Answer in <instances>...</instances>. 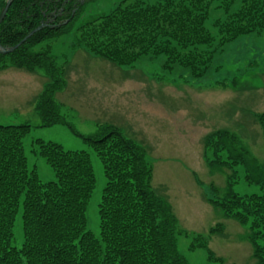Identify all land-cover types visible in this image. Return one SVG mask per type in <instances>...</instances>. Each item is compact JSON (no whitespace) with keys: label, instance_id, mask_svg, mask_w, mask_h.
Masks as SVG:
<instances>
[{"label":"trees","instance_id":"obj_1","mask_svg":"<svg viewBox=\"0 0 264 264\" xmlns=\"http://www.w3.org/2000/svg\"><path fill=\"white\" fill-rule=\"evenodd\" d=\"M7 0H0V13ZM41 0H13L0 23V43L12 46L40 24ZM28 7L27 11L25 9ZM220 16L207 22L212 13ZM264 29V0H121L107 13L81 8L69 23L43 27L8 53L0 52V70L15 67L42 72L46 81L36 110L42 126L67 124L56 93L66 87L65 69L55 52L71 37L73 49L85 48L119 65L165 56L163 67L185 68L193 78L212 68L215 55L237 38ZM264 137V110L255 114ZM89 140L103 163L106 185L99 203L100 236L87 229V209L96 186L91 155L36 139L34 153L45 157L56 179L43 182L30 169L24 139L29 123L0 124V264H192L180 251L181 229L171 203L152 185L153 165L147 148L117 126ZM204 158L211 168L242 165L244 179L261 192L234 190L235 170L225 187L212 184L206 201L245 229L254 264H264V163L241 136L219 128L204 138ZM21 211L24 240L13 245ZM223 223L196 234L189 249L206 248L212 264H228L209 247L212 235L224 234Z\"/></svg>","mask_w":264,"mask_h":264},{"label":"rangeland","instance_id":"obj_2","mask_svg":"<svg viewBox=\"0 0 264 264\" xmlns=\"http://www.w3.org/2000/svg\"><path fill=\"white\" fill-rule=\"evenodd\" d=\"M121 0H94L86 6L92 14L107 13ZM220 16L214 11L207 24ZM59 42L55 52L64 66L66 87L56 93L62 114L73 125L42 126L36 110L38 94L46 78L9 67L0 70V124L29 123L24 139L29 168L43 182L56 175L45 157L34 153L36 139L54 141L66 149L90 153L96 186L87 209V229L100 236L99 203L106 185L104 166L91 142L84 136L100 137L114 125L125 136L147 148L153 165L152 185L173 206L181 229L180 251L192 264H212L206 248L189 249L198 233L208 234L223 223L224 234L211 236L209 247L228 264H254L252 246L244 240L245 229L227 218L205 199L209 187H225L235 170L234 190L241 194L261 192L244 179L242 165L211 168L204 156V138L213 130L227 128L238 133L245 145L264 163V137L255 114L264 110V29L243 35L215 55L207 75L193 78L185 68L166 70L165 56L145 57L133 66L119 65L85 48L73 49L71 37ZM24 240L21 211L14 225L13 245Z\"/></svg>","mask_w":264,"mask_h":264},{"label":"flooded vegetation","instance_id":"obj_3","mask_svg":"<svg viewBox=\"0 0 264 264\" xmlns=\"http://www.w3.org/2000/svg\"><path fill=\"white\" fill-rule=\"evenodd\" d=\"M92 1H94V0H41V3H40V24L43 22L44 27L51 26L53 28L67 24L72 19H74V17H76L77 13L80 12L81 8H83L84 6H87ZM27 9H28V7L25 9V11H27ZM5 17H6V15H5ZM5 17H4V19H5ZM1 45H3V44H1ZM3 46L7 47V48L11 47V46H6V45H3ZM12 46H14V45H12Z\"/></svg>","mask_w":264,"mask_h":264},{"label":"water","instance_id":"obj_4","mask_svg":"<svg viewBox=\"0 0 264 264\" xmlns=\"http://www.w3.org/2000/svg\"><path fill=\"white\" fill-rule=\"evenodd\" d=\"M13 0H7L4 8L2 9V12L0 14V23L3 21L7 10L9 8V6L11 5ZM44 27V23L42 22L40 25H38L36 28H34L32 31L29 32V34L24 37L20 42H18L17 44H15L14 46L11 47H4L3 45L0 44V52L2 53H8L13 51L14 49H16L17 47H19L20 44H22L28 37L32 36L35 32H37L38 30H41Z\"/></svg>","mask_w":264,"mask_h":264}]
</instances>
